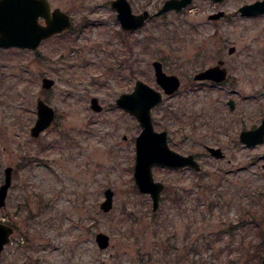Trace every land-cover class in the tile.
Wrapping results in <instances>:
<instances>
[{
  "label": "rangeland",
  "instance_id": "374dc122",
  "mask_svg": "<svg viewBox=\"0 0 264 264\" xmlns=\"http://www.w3.org/2000/svg\"><path fill=\"white\" fill-rule=\"evenodd\" d=\"M112 1L50 0L71 17L70 29L36 50L0 48V186L14 168L0 206V223L14 232L0 264H263L264 144L239 138L264 118V14L238 11L256 0H194L134 32L122 29ZM128 1L135 13H155L166 0ZM156 60L182 86L153 109L154 127L168 131L173 150L196 156L201 170L155 166L165 185L155 212L134 177L142 128L116 101L138 80L160 89ZM219 60L227 82L194 80ZM44 78L53 87L45 89ZM41 98L56 119L34 138ZM108 188L114 203L105 212ZM99 232L110 236L107 249Z\"/></svg>",
  "mask_w": 264,
  "mask_h": 264
},
{
  "label": "water",
  "instance_id": "95a60500",
  "mask_svg": "<svg viewBox=\"0 0 264 264\" xmlns=\"http://www.w3.org/2000/svg\"><path fill=\"white\" fill-rule=\"evenodd\" d=\"M194 0H167L163 7L156 13L150 14L148 10L140 14H134L128 0H114L112 7L118 11V18L124 30L134 31L143 27L149 18L161 15L165 12L175 10L181 12ZM223 2L224 0H212ZM244 16H253L264 13V0L242 5L239 10ZM224 12H218L209 16L210 19H220ZM44 17L46 25H41L39 18ZM72 26L71 18L60 9L50 10L48 0H0V47H21L37 49L40 43L55 34L62 33ZM236 48L230 47L229 54L235 53ZM155 76L159 86L167 95H172L181 87V79L175 74H167L163 63L159 60L153 62ZM228 70L225 61L220 60L217 65L210 66L198 72L194 79L196 81L212 80L217 83L225 81ZM54 81L49 78L43 79V87L50 89ZM163 101V93L150 86L142 80H138L133 92L124 93L119 96L117 105L134 116L139 122L142 131L136 139V163L134 177L139 191L148 194L153 200V211L160 207L164 183L156 181L153 175L155 166H163L170 169L191 168L201 170L200 162L194 155H182L173 150L168 142V131H156L152 118V110ZM232 108L234 100H230ZM91 108L101 112L103 107L98 98H93ZM38 118L31 129L33 137H39L51 126L56 117L55 109L47 104L42 98L37 105ZM241 140L249 146H254L264 141V121L262 124L241 134ZM210 154L218 159L224 158L221 148L207 147ZM13 181V168L5 169V181L0 186V206L6 205V199ZM114 190L108 188L105 191V201L101 208L109 212L113 208ZM14 229L7 223H0V258L5 246L9 244ZM96 241L100 249H107L110 245V236L104 232L96 235ZM142 264H150L143 262ZM264 264V260H263Z\"/></svg>",
  "mask_w": 264,
  "mask_h": 264
},
{
  "label": "flooded vegetation",
  "instance_id": "af4514ba",
  "mask_svg": "<svg viewBox=\"0 0 264 264\" xmlns=\"http://www.w3.org/2000/svg\"><path fill=\"white\" fill-rule=\"evenodd\" d=\"M49 2H50V0H49ZM112 3V2H111ZM50 6H51V9L53 10V6L51 5V2H50ZM136 14H138V13H136ZM40 21H42V24L43 23H45V20H44V18H40ZM1 48V47H0ZM226 63V62H225ZM227 67V66H226ZM227 70H228V77H227V79H226V81H224V82H227L228 81V79H230V73H229V69L227 68ZM209 82H213L214 83V81H209ZM223 82V83H224ZM230 100H234L233 98H230L229 100H228V104H229V106H230V109H232V110H234L235 108H236V101L234 100V102H235V106H234V108H232L231 107V105H230ZM264 121V118L261 120V123L257 126V127H255V128H250V129H243L242 131H241V133H240V135H239V138H240V141H241V143L243 144V145H245V146H249L248 144H246V142H244V141H242L241 140V134L244 132V131H249V130H254V129H256V128H258L261 124H262V122ZM260 144H264V141L263 142H261V143H258V144H256V145H254V146H258V145H260ZM254 146H249V147H254ZM223 153H224V151H223ZM196 157V156H195ZM224 157H225V154H224ZM196 159H197V157H196ZM188 169V168H187Z\"/></svg>",
  "mask_w": 264,
  "mask_h": 264
},
{
  "label": "trees",
  "instance_id": "16d2710c",
  "mask_svg": "<svg viewBox=\"0 0 264 264\" xmlns=\"http://www.w3.org/2000/svg\"><path fill=\"white\" fill-rule=\"evenodd\" d=\"M173 195H175L174 196L175 201H179L181 199L180 196L176 192H174Z\"/></svg>",
  "mask_w": 264,
  "mask_h": 264
}]
</instances>
